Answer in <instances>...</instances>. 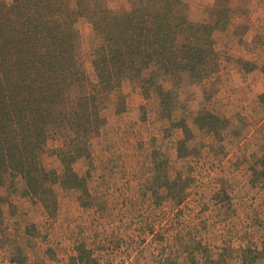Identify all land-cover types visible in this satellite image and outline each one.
Instances as JSON below:
<instances>
[{
	"label": "rangeland",
	"instance_id": "374dc122",
	"mask_svg": "<svg viewBox=\"0 0 264 264\" xmlns=\"http://www.w3.org/2000/svg\"><path fill=\"white\" fill-rule=\"evenodd\" d=\"M102 2L123 14L138 0ZM180 2L188 22L212 29L210 72L191 80L150 63L98 95L101 125L65 183L51 153L64 139L50 132V191L0 186V264H264V0ZM74 28L91 94L97 38L85 18Z\"/></svg>",
	"mask_w": 264,
	"mask_h": 264
},
{
	"label": "trees",
	"instance_id": "16d2710c",
	"mask_svg": "<svg viewBox=\"0 0 264 264\" xmlns=\"http://www.w3.org/2000/svg\"><path fill=\"white\" fill-rule=\"evenodd\" d=\"M67 1L0 0V186L12 192L50 191L59 176L41 163L50 132L64 139L63 148L51 150L62 165L63 182L76 177L72 164L88 156V139L101 125L98 95L116 89L123 76L140 80L150 63L191 80L210 72L212 29L188 22L181 0H138L123 14L102 0H75L74 16L66 11ZM78 18L92 24L97 38L92 65L98 82L91 94L74 55ZM143 80L153 85L152 78ZM75 88L82 89L73 96ZM211 118L201 117L210 130L217 121Z\"/></svg>",
	"mask_w": 264,
	"mask_h": 264
}]
</instances>
